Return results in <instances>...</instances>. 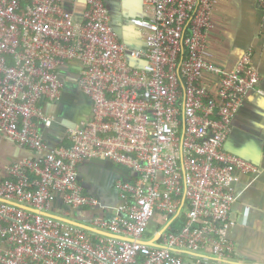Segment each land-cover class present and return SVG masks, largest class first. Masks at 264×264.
Wrapping results in <instances>:
<instances>
[{
    "label": "built area",
    "instance_id": "built-area-1",
    "mask_svg": "<svg viewBox=\"0 0 264 264\" xmlns=\"http://www.w3.org/2000/svg\"><path fill=\"white\" fill-rule=\"evenodd\" d=\"M254 1L264 12V0ZM214 5L142 0L141 15L129 17L140 33L132 46L103 0L71 8L64 0H0V133L32 151L0 180V264H189L179 251L213 256L197 264H230L234 183L256 169L225 142L245 94L261 90L250 48L228 71L205 60ZM67 64L88 117L51 145L38 123L49 127L54 117L40 102L61 101ZM207 71L219 73L215 91L204 83ZM97 158L128 177L114 182L112 213L104 206L88 225L132 240L19 206L48 212L60 196L72 209L103 207L78 180V165ZM157 215L164 221L148 233Z\"/></svg>",
    "mask_w": 264,
    "mask_h": 264
},
{
    "label": "crops",
    "instance_id": "crops-1",
    "mask_svg": "<svg viewBox=\"0 0 264 264\" xmlns=\"http://www.w3.org/2000/svg\"><path fill=\"white\" fill-rule=\"evenodd\" d=\"M74 0H64L71 8ZM110 12L113 28L124 41L140 45V33L129 22V17L141 15L142 0H103ZM250 48L252 63L260 74V92L248 91L232 120L231 131L225 142L228 151L237 154L255 166V171L239 173L234 183L232 203L226 231L233 244L230 264H264V12L254 0H215L213 27L207 39L205 60L220 70H231L240 55ZM61 73L65 79L63 97L58 103L40 102L42 110L53 116L49 127L38 123L42 137L51 145L65 143L67 129L77 126L88 117L89 103L78 93L71 80L74 68L67 64ZM211 91L218 88L219 73L207 71L203 77ZM32 156V151L0 133V180L7 175L10 164ZM128 172L104 158L84 161L78 165V180L84 192L96 196L103 207L74 211L57 196L49 205V213L88 224L104 206V215L111 214L117 202L114 182L127 178ZM164 221L161 215L149 223L148 233L154 232ZM92 232V231H91ZM189 264L213 259L210 253L179 251Z\"/></svg>",
    "mask_w": 264,
    "mask_h": 264
},
{
    "label": "water",
    "instance_id": "water-1",
    "mask_svg": "<svg viewBox=\"0 0 264 264\" xmlns=\"http://www.w3.org/2000/svg\"><path fill=\"white\" fill-rule=\"evenodd\" d=\"M19 206H21V207H23L25 209H29V210H32V211H35V212H39V213H42V214H46V215H50V216L62 219V220L66 221V222H68L70 224L82 227L85 230L95 232V233H97L99 235H103V236H107V237L119 238V239H123V240H132V238H130V237H126V236H122V235L113 234V233H110V232H107V231H103V230L94 228V227H92V226H90V225H88L86 223H83V222H80V221H77V220H73V219H70V218L62 217V216L55 215V214H52V213H49V212L40 211V210L31 208V207H28V206L22 205V204H19ZM157 236L158 235H156L153 239L148 240L146 242L148 244H154L153 240L156 239Z\"/></svg>",
    "mask_w": 264,
    "mask_h": 264
},
{
    "label": "rangeland",
    "instance_id": "rangeland-1",
    "mask_svg": "<svg viewBox=\"0 0 264 264\" xmlns=\"http://www.w3.org/2000/svg\"><path fill=\"white\" fill-rule=\"evenodd\" d=\"M72 210L76 211V209H72Z\"/></svg>",
    "mask_w": 264,
    "mask_h": 264
}]
</instances>
